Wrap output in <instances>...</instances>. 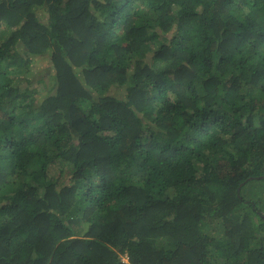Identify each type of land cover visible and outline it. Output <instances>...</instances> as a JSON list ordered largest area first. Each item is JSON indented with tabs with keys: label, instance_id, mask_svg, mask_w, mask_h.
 I'll return each instance as SVG.
<instances>
[{
	"label": "trees",
	"instance_id": "16d2710c",
	"mask_svg": "<svg viewBox=\"0 0 264 264\" xmlns=\"http://www.w3.org/2000/svg\"><path fill=\"white\" fill-rule=\"evenodd\" d=\"M0 264H264V0H0Z\"/></svg>",
	"mask_w": 264,
	"mask_h": 264
}]
</instances>
